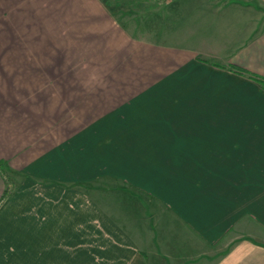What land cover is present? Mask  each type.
Returning <instances> with one entry per match:
<instances>
[{
	"label": "crops",
	"instance_id": "1",
	"mask_svg": "<svg viewBox=\"0 0 264 264\" xmlns=\"http://www.w3.org/2000/svg\"><path fill=\"white\" fill-rule=\"evenodd\" d=\"M142 1L0 0V264H264V0Z\"/></svg>",
	"mask_w": 264,
	"mask_h": 264
},
{
	"label": "rangeland",
	"instance_id": "2",
	"mask_svg": "<svg viewBox=\"0 0 264 264\" xmlns=\"http://www.w3.org/2000/svg\"><path fill=\"white\" fill-rule=\"evenodd\" d=\"M104 3L106 9L114 13V15H116L115 19L122 25H131L130 29L134 31L138 37L144 35L143 29L146 19V6L142 0H105ZM79 7H81V2ZM82 8H84V1ZM74 51L73 49V53Z\"/></svg>",
	"mask_w": 264,
	"mask_h": 264
},
{
	"label": "trees",
	"instance_id": "3",
	"mask_svg": "<svg viewBox=\"0 0 264 264\" xmlns=\"http://www.w3.org/2000/svg\"><path fill=\"white\" fill-rule=\"evenodd\" d=\"M230 70L237 73V74L248 76L250 79L258 82L261 85L262 89L264 90V77L253 74V73H251L245 69H242L240 67H237V66H231ZM1 166H3V165H1Z\"/></svg>",
	"mask_w": 264,
	"mask_h": 264
}]
</instances>
